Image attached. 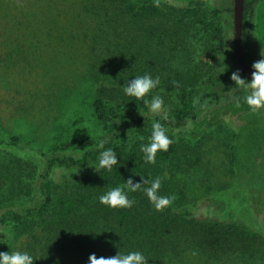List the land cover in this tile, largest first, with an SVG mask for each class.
I'll list each match as a JSON object with an SVG mask.
<instances>
[{
  "label": "rangeland",
  "instance_id": "rangeland-1",
  "mask_svg": "<svg viewBox=\"0 0 264 264\" xmlns=\"http://www.w3.org/2000/svg\"><path fill=\"white\" fill-rule=\"evenodd\" d=\"M143 1L0 0V213L29 206L26 188L36 187L37 151L47 153L71 139L101 138L94 91L102 84H118L124 76L118 70L121 59H137L133 63L142 72L154 66L156 76L152 70L148 74L153 79L159 76L160 82L224 76L228 59L215 54L198 27L187 20L179 30L174 19L140 16L132 2ZM172 1L179 8L191 0ZM204 1L208 8L221 10L224 36L233 50L234 15L228 8H233L234 0ZM250 44L255 58L261 59L264 0L254 7ZM164 105L168 113L171 106ZM156 116L163 114L136 113L141 119ZM194 126L177 131L185 147L175 165L179 185L175 210L202 222L264 226V112L225 114L214 127L195 131ZM11 136L20 138L19 147L9 144ZM96 173L97 167L58 169L57 191L69 192L85 174ZM90 222L81 212L60 229L48 242L54 255L72 264L89 260L94 239L85 226ZM257 230L264 233L263 227ZM37 234L43 240L50 236L41 230ZM3 238L8 247L0 252H24L35 241L12 231H4ZM162 264H264V249L212 253L195 239L179 236Z\"/></svg>",
  "mask_w": 264,
  "mask_h": 264
},
{
  "label": "trees",
  "instance_id": "trees-1",
  "mask_svg": "<svg viewBox=\"0 0 264 264\" xmlns=\"http://www.w3.org/2000/svg\"><path fill=\"white\" fill-rule=\"evenodd\" d=\"M259 1L245 0L242 46L251 65L258 61L251 51L250 39L254 7ZM132 8H138L140 16H149L153 20L174 19L175 29L179 30L189 20L192 26L199 28L202 38L211 44L215 54L228 59L224 76L207 79L203 83L199 77H189L178 83V87L174 84L177 81L164 79L145 99L161 96L165 104L171 106L167 119H163V116H156L152 120L141 119L136 117V113L142 111L147 114L149 108L143 100L125 95L123 86L151 70V74L156 76L157 71L153 69L154 66L148 65L150 68L147 66L142 72L141 67L133 63L137 59H121L123 64L118 66V70L123 71L124 76L118 84H102L94 91L93 108L103 126V135L99 140L87 137L71 139L53 146L47 153L37 151L40 166L33 165L36 187L26 188V195L31 200L29 206L0 213L1 251L8 247L3 232L12 231L35 239L32 247L24 250L33 257L34 264H72L57 258L48 242H52L56 233L81 212L85 219L93 221L85 228L90 238L94 239L90 245L91 254L98 258L139 251L148 264H162L171 242L179 236L195 239L212 253L234 252L240 247L244 253L264 249V233L257 230L264 226L251 228L236 222H202L193 218L191 213L183 215L175 210L179 188L175 165L185 147V140L178 139L177 131L191 123L195 125V131L203 126L214 127L225 114L251 113L244 99L247 93L231 80L232 73L239 71V68L224 36L219 16L221 10L208 8L204 0H191L187 6L179 8L172 0H145L137 5L132 2ZM228 11L232 13L233 8H228ZM165 35L169 36L168 33ZM174 35L178 36L176 32ZM241 78L251 81L244 75ZM157 121L167 129L173 143L167 152L157 153L155 164H149L145 162L141 146L150 143L152 124ZM101 140L108 141L104 148L112 149L119 161L111 171L98 167L99 153L104 150L98 148ZM9 144L19 147L21 140L11 136ZM92 167H97L98 173L85 174L69 192L57 191L55 172L58 169L74 171ZM141 177L147 180L161 177L158 194L175 196L172 205L158 212L142 190L128 193L129 198L135 200L131 209H112L99 202V197L110 189L122 185L129 178L136 183L142 182ZM148 186L142 185V188ZM248 212L251 213L250 210ZM246 218L252 220L248 216ZM40 230L50 236L43 240L37 234ZM37 248L40 251L37 252ZM174 250L172 248L171 252ZM80 264H89V260Z\"/></svg>",
  "mask_w": 264,
  "mask_h": 264
},
{
  "label": "clouds",
  "instance_id": "clouds-1",
  "mask_svg": "<svg viewBox=\"0 0 264 264\" xmlns=\"http://www.w3.org/2000/svg\"><path fill=\"white\" fill-rule=\"evenodd\" d=\"M261 59L252 64L251 81L241 78L239 71L233 72L231 80L235 85L247 93L244 97L246 104L253 114L264 110V47L260 51ZM226 71V68H225ZM160 84V78L155 79L151 75L145 74L137 76L128 81L123 86L125 95L134 97L137 100H143L149 111L156 115L163 114V119H167L164 100L161 96L156 95L151 100L145 99ZM178 87V82H174ZM143 139V138H141ZM107 140H101L98 144L99 149H104L99 153L98 167L100 169L112 170L113 166L119 163L116 153L112 149H105ZM173 140L168 136L167 129L160 123L152 124V133L150 143L141 146V151L145 154V162L155 164L158 152H167L172 145ZM141 181L136 183L133 179H127L122 185L114 187L99 197V202L112 209H131L135 203L130 199L129 192L143 191L155 209L163 211L175 201V196H160L159 190L162 185V178L156 177L154 180H147L141 177ZM142 185H149L143 187ZM0 264H34L33 257L27 252L13 251L0 252ZM89 264H148L146 257L139 251H132L128 254L120 252L112 257L100 256L95 254L89 256Z\"/></svg>",
  "mask_w": 264,
  "mask_h": 264
},
{
  "label": "water",
  "instance_id": "water-1",
  "mask_svg": "<svg viewBox=\"0 0 264 264\" xmlns=\"http://www.w3.org/2000/svg\"><path fill=\"white\" fill-rule=\"evenodd\" d=\"M244 11L245 0H234L233 15H234V42L233 53L237 61L240 75H244L251 79L252 65L247 61L243 53V27H244Z\"/></svg>",
  "mask_w": 264,
  "mask_h": 264
}]
</instances>
